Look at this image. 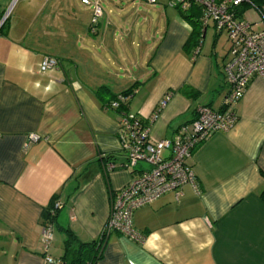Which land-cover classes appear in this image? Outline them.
<instances>
[{
    "label": "crops",
    "instance_id": "crops-1",
    "mask_svg": "<svg viewBox=\"0 0 264 264\" xmlns=\"http://www.w3.org/2000/svg\"><path fill=\"white\" fill-rule=\"evenodd\" d=\"M170 1L145 3L155 15L143 14L145 28L138 23L134 36L123 24L136 14L104 18L102 9L92 30L82 28L70 0H17L11 7L0 30V264L59 260L63 228L82 242L99 236L111 192L132 176L106 169L126 159L120 114L110 106L116 97L124 95L126 112L150 123L153 141L173 137L199 106L222 108L228 48L221 53L216 39L206 41L205 28L198 48L186 52L192 25ZM11 3L0 0V21ZM249 7L257 10L244 3L240 17L261 30L260 14L245 18ZM45 56L57 67L40 71ZM234 111L230 130L192 152L197 189L185 184L180 197L170 191L136 209L132 225L142 241L109 233L97 264H264V79L250 82ZM108 154L113 161L101 166ZM53 196L60 207L47 221L43 211ZM46 221L53 239L45 250Z\"/></svg>",
    "mask_w": 264,
    "mask_h": 264
},
{
    "label": "built area",
    "instance_id": "built-area-1",
    "mask_svg": "<svg viewBox=\"0 0 264 264\" xmlns=\"http://www.w3.org/2000/svg\"><path fill=\"white\" fill-rule=\"evenodd\" d=\"M17 0H12L2 18L7 17ZM156 3V0H146ZM85 5H92V30L102 16V7L98 0H81ZM252 5L260 14L264 25V6L258 7L252 0H171L170 5L182 9L189 4L200 6L199 22L203 29L212 24L216 33L225 32L229 43L227 60L223 65L224 82L228 91L223 99L222 108L213 110L208 106H199L195 118L189 124L181 125L173 137L153 141L150 138V123L131 113L121 116L122 132L119 134V148L125 154V162L116 165L107 162L106 169L123 168L131 171L128 183L119 191L110 195V208L107 220L99 238L117 232L131 240L141 242L143 236L132 225L134 211L149 205L162 194L173 191L176 198L182 195V187L190 184L197 189L194 173L188 163L196 146L215 132L230 130L237 120L235 104L243 97L250 82L255 77L264 79V28L253 29V25L240 17V6ZM55 58L45 56L39 68L45 72L57 67ZM124 96L117 97L110 106L118 108ZM168 96L158 105L165 106ZM30 135V140H35ZM60 207L53 204L52 215ZM53 239V228L50 222H44L40 231V240L45 248ZM58 259L49 255L44 264H59Z\"/></svg>",
    "mask_w": 264,
    "mask_h": 264
},
{
    "label": "trees",
    "instance_id": "trees-1",
    "mask_svg": "<svg viewBox=\"0 0 264 264\" xmlns=\"http://www.w3.org/2000/svg\"><path fill=\"white\" fill-rule=\"evenodd\" d=\"M252 2L255 3L258 7L264 6V0H252ZM178 12L185 20L189 21L190 24L192 25L190 36L183 45V49L186 52H189L192 49L199 46L203 39V33H204L203 28L204 27H202L199 22L200 6L196 4H189V6L184 9L178 7ZM5 23H6V20L1 24L0 30L4 28ZM180 90L188 95L191 93L189 89L184 91L185 88L183 87ZM124 94H127V93H124ZM115 100H117V97L112 101H115ZM127 103H128V99L124 98L123 102H121V105L115 109L120 114V120H119L120 122H121L122 114L126 113ZM159 110L160 109L157 107V109L154 111V115H157ZM113 159L114 157L112 156V154H108L105 156V158H100L98 161L100 162L101 166H104L105 161H108V160L113 161ZM188 163H189V160H188ZM104 174L106 175V172H104ZM261 175L262 177H264V172H261ZM106 184H108L107 177H106ZM112 194L113 192H111V195ZM260 198L264 200V190L261 191ZM55 199L56 197L53 196L50 201V205L43 211L44 213L43 217L47 221H53L56 216V213H57L56 210L54 211V214L52 215V209H53L52 205ZM61 230L63 232L64 239H63V254L61 258L59 259L60 261L59 264H97L98 261L102 258L106 237L99 238L98 236L96 239L92 241L82 242L76 237V235L70 229L63 228Z\"/></svg>",
    "mask_w": 264,
    "mask_h": 264
},
{
    "label": "rangeland",
    "instance_id": "rangeland-1",
    "mask_svg": "<svg viewBox=\"0 0 264 264\" xmlns=\"http://www.w3.org/2000/svg\"><path fill=\"white\" fill-rule=\"evenodd\" d=\"M94 1V0H92ZM151 5L146 0H100V6L102 7L104 11V18L107 16L110 18L115 17L116 12H124L126 14H136L134 18L131 16L129 19V24L125 23L123 24V27L125 30H133L131 34L134 36L135 34H138L140 28H137L136 25L138 23L141 24V26L145 28V23L142 19V15L145 14L147 11L151 14L153 17L155 15L154 12H150L148 9L149 7L146 5ZM71 9L74 10L75 13L81 18L82 21V28L85 29L86 26L91 24V18H92V5H85L82 4L80 0H70ZM154 4V3H153ZM259 12L251 7H249L246 11L245 18L246 19H253L254 16L258 17ZM260 16V15H259ZM255 17V19H256ZM100 20V18L98 19ZM132 26V27H130ZM138 31V32H137ZM215 29L210 24L208 27H206L205 32V40L208 41L211 38L212 40H215V46L219 52H223V49L228 48L229 43L227 40V36L225 32L217 33V37L215 36ZM135 44V43H134Z\"/></svg>",
    "mask_w": 264,
    "mask_h": 264
},
{
    "label": "water",
    "instance_id": "water-1",
    "mask_svg": "<svg viewBox=\"0 0 264 264\" xmlns=\"http://www.w3.org/2000/svg\"><path fill=\"white\" fill-rule=\"evenodd\" d=\"M5 18H7V17H4V18L1 19L0 25L3 23V21L5 20Z\"/></svg>",
    "mask_w": 264,
    "mask_h": 264
}]
</instances>
